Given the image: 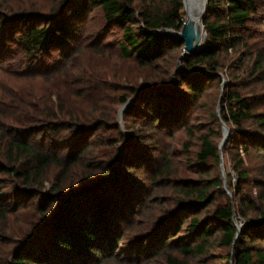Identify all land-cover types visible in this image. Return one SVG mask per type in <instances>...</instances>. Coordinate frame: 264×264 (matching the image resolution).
<instances>
[{
    "label": "trees",
    "instance_id": "trees-1",
    "mask_svg": "<svg viewBox=\"0 0 264 264\" xmlns=\"http://www.w3.org/2000/svg\"><path fill=\"white\" fill-rule=\"evenodd\" d=\"M261 4L260 0H207L203 20L206 41L194 55L182 60L185 73L181 72L176 79L184 95L191 97L186 101L181 96L175 99L174 92L169 95L168 90L178 86H168V79L157 75L139 87L131 86L129 92L117 93L105 101L107 107L100 106L103 99L100 104L97 99L86 105L88 109L83 103L71 100L60 104L46 99L27 111L19 104L0 101V106L14 121L12 126L4 127L0 119V176L6 180L0 179V264H100L111 258L126 227L131 229L128 218L141 213L133 209V197L126 198L114 179L117 167L133 168L138 160L130 159L126 153L119 156L118 146L128 132L118 122V105L135 98L124 112L126 124L132 118L141 129L149 126L159 131L171 130L177 125L189 129L183 112L199 101L209 81L222 85L224 80L218 72L220 53L224 49L249 46L241 33L252 21L264 23V16L259 14ZM89 6H99L106 23L121 29L120 53L134 58L141 68L157 66L183 43L167 31L181 30L185 20L183 0H57L55 3L0 0V29L6 31L7 26L20 24L16 42L23 54L42 58L53 49L71 44V29ZM197 65L204 70L197 71ZM263 69L264 51L255 55L252 75ZM92 73L88 71L85 76L87 80L92 79L97 92L118 90L116 84L93 78ZM52 91L58 92L55 88ZM169 98L173 104L167 107L164 101ZM223 100L226 104L220 119L231 130L224 149L236 150L231 156L237 183L229 177L233 199L219 200V195L224 194L221 176L204 182L177 179L174 185L181 198L174 210L161 216L157 224L174 233L187 224V231L199 242L184 245L180 249L184 256H203L210 239L219 232V243L230 250L221 255V264H264V111L256 109L257 104L264 103V94H241L230 82ZM212 116L214 120L219 117L215 112ZM214 134L213 130L209 135L200 136L202 145L197 156L203 165L209 159L221 161L219 148L212 138ZM135 138L134 144L142 142L141 137ZM242 153L247 157L255 153L261 159L260 177L252 175ZM160 156L150 184H156L160 177L173 175L170 155L160 153ZM47 182L51 188L43 192ZM249 183L262 186L255 196L242 191L243 185ZM9 186L11 191L3 192ZM33 196L42 198L37 203L38 212H34L29 223L37 238L18 248L8 218L21 206H27ZM250 212L254 214L252 217ZM236 214L246 222L239 236ZM28 239L25 237L20 243ZM146 240L150 237L141 239L142 246ZM158 242L155 253L165 255L170 264H188L169 251L166 238ZM128 246L127 250L136 249Z\"/></svg>",
    "mask_w": 264,
    "mask_h": 264
},
{
    "label": "rangeland",
    "instance_id": "rangeland-1",
    "mask_svg": "<svg viewBox=\"0 0 264 264\" xmlns=\"http://www.w3.org/2000/svg\"><path fill=\"white\" fill-rule=\"evenodd\" d=\"M56 1L51 0L53 3ZM260 1L263 4H261L259 14L264 16V0ZM184 19H186V13ZM260 21L250 22L241 33L249 43L247 48L239 46L238 49L221 51V65L218 72L221 78L226 81V85L223 88L217 82L209 81L205 93L199 98L200 104L197 101L185 109L182 115L189 129H184L180 125L171 130L159 131L149 126H145L144 129L142 126L141 129V126L133 122L132 118L128 119L126 124L124 118L126 110L122 115V125L119 122V112L123 104L118 105V122L121 129L128 132L125 140L118 146V153H126L131 157L130 159L136 157L138 160L133 168L129 166L128 168L117 167L114 179L119 182L118 188L126 198L133 197L131 204L133 209L141 213L138 217L133 215L128 218L131 229L128 230V226L126 227L127 231L124 230L114 255L100 264H170L165 255L155 253V249L159 248L158 239L162 238H166V244H168L166 247L169 251L176 255L179 260H184L188 264H221V255L230 252L228 248L219 243L220 233L216 232L214 237L210 239L208 249L203 256H184L180 253V249L184 245H195L199 242L194 235L187 231V224H184L181 229L174 233L170 228H162L163 224L159 226L157 223L161 216L174 210L181 198L174 185V181L177 179L186 178L204 182L205 179L214 177L221 176L223 178L224 171L228 187L227 189L224 187V194L219 195V200L233 199L229 187V177L234 184L237 183L231 156V153L234 154L236 150L231 148L229 149L230 152L229 150L226 151L224 149L225 144L221 147L224 130L220 119L222 111L219 115L218 109L221 108L222 110L226 104L223 100L224 90L227 83L230 82L234 83V88L239 90L241 94H264V69L255 76L252 75L255 55L264 51V23ZM7 27L6 31L0 29V50H4L3 53H0V55L2 54L0 57V101L14 105L19 104L22 110L31 111L37 104L46 99L60 102V104L61 101L67 103L71 100L75 103H83L86 109H88L86 105L88 106L97 99L99 103L100 99H103L102 103L99 104L107 107L105 101L111 100L117 93L129 92L131 86L139 87L155 75L168 79V86L171 85L174 88L178 86L176 89L168 90L169 95L174 92L177 95L175 99L180 96L185 97L183 99L185 101L191 99L188 95H184L182 86L176 84L177 76L181 73V71H177V68L179 55L184 51V43L169 52L157 66L151 67L152 69L149 67L141 68L134 58H126L120 53L121 29L106 23L99 6H89L81 19L75 23L71 29V44L64 46V48L53 49L42 58L40 56L27 57L23 54L16 42L20 24L15 27H11V25ZM204 43L205 41L202 42V44ZM182 67L184 70L183 65ZM200 67L203 66L197 65L196 70ZM88 71L93 72V78L108 80L116 84L119 87L118 90L116 92L111 91V89L105 93L97 92V86L92 82V79H86L85 73ZM182 73H185V70ZM53 88L58 90L56 94L53 93ZM171 101H173L172 98L165 100L164 105L170 107L169 104H173ZM23 102L27 103L22 104ZM20 106L18 109H21ZM256 109L264 111V103L257 104ZM1 111H4L2 106H0V119L4 123L2 122L1 125L4 127L12 126L14 121L9 118L5 111L3 113ZM214 112L219 115L216 120L212 116ZM213 130L215 134L212 138L219 148L221 161L216 162L209 159L208 163L203 165L197 156L202 145L200 136L209 135ZM135 136L141 137L142 142L134 144ZM125 143L127 146L124 151L123 146L121 151V147ZM103 149L106 150V148ZM160 153L170 155L173 175L160 177L156 184H150V179L160 164ZM242 154L244 155V153ZM222 160L223 167L221 165ZM246 165L251 168L254 177H260L259 169L262 167V161L255 153H252L250 157L246 156ZM0 179H4V176H0ZM9 187L5 188L3 192L11 191V187ZM261 187L255 183H249L243 185L242 191L255 196ZM50 188L51 183L47 182L43 192H48ZM111 188L112 192L115 191V188ZM41 200L40 196H33L27 202V206H21L16 212L10 214L8 222L15 231L13 237L15 240L17 237V247L20 245V240L32 236L34 231L31 230L29 223L33 221L34 212H38L37 203H40ZM7 203H12V200ZM144 206L146 208L143 210ZM253 215L251 212L249 213V217ZM234 220L236 226L240 228L241 234L246 222L238 214ZM165 230L166 232L167 230L170 231L166 233ZM155 236L158 238L153 240ZM148 237L152 240L144 241L142 246L141 239ZM36 238L37 236L34 240ZM128 245L134 246L136 249L127 250Z\"/></svg>",
    "mask_w": 264,
    "mask_h": 264
},
{
    "label": "water",
    "instance_id": "water-1",
    "mask_svg": "<svg viewBox=\"0 0 264 264\" xmlns=\"http://www.w3.org/2000/svg\"><path fill=\"white\" fill-rule=\"evenodd\" d=\"M187 0H183V4H184V9H185V13H186V19L183 22L182 28L180 31H175L172 29H168L170 32H172V34L174 35V38L178 41H181L184 43V51L181 54L180 58H179V62H178V68L177 71H181L184 72L183 67H182V60L184 58H186L187 56H192L194 55L202 46L201 43V39H203V41H206L207 35L204 31V24H203V20L206 17V6H207V0H204L203 2V6L198 9L199 12V18L196 20L193 19V16L190 14L189 11V5L187 6L186 4ZM204 68L200 67L197 71H203ZM195 73V72H194ZM226 85V81L224 80V82L222 83L223 88ZM223 97V95H222ZM135 100V98H130L125 104L122 105L120 112H119V122L123 125V121H122V115L123 112L127 109V107L133 103V101ZM221 112V108L218 109V113L220 115ZM222 124H223V130H224V135H223V139L221 142V147L227 142L229 135H230V128L226 125V123L222 120ZM126 144V143H125ZM123 144L121 147V151L123 146L125 145ZM122 153L119 154V156H121ZM118 156V157H119ZM222 167H223V160L221 163ZM223 181H224V187L225 189H227L228 185H227V178L226 175L224 174L223 171ZM36 233H34V235H32L28 240L26 241H22L19 245L18 248H20L22 245L30 242L32 239H34ZM238 236L240 235V228H238Z\"/></svg>",
    "mask_w": 264,
    "mask_h": 264
},
{
    "label": "bare ground",
    "instance_id": "bare-ground-1",
    "mask_svg": "<svg viewBox=\"0 0 264 264\" xmlns=\"http://www.w3.org/2000/svg\"><path fill=\"white\" fill-rule=\"evenodd\" d=\"M203 2H204V0H187V2H186L187 6H188V4H190L189 5V11H190V14L193 16V19H195V22L199 18L198 9H200L203 6ZM167 31H169V30H167ZM170 33L172 34V32H170ZM202 42H203V39H201V43Z\"/></svg>",
    "mask_w": 264,
    "mask_h": 264
}]
</instances>
